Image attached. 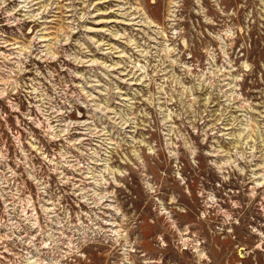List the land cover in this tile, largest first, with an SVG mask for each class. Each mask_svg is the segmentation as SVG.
<instances>
[{"label":"rangeland","instance_id":"rangeland-1","mask_svg":"<svg viewBox=\"0 0 264 264\" xmlns=\"http://www.w3.org/2000/svg\"><path fill=\"white\" fill-rule=\"evenodd\" d=\"M0 264H264V0H0Z\"/></svg>","mask_w":264,"mask_h":264},{"label":"bare ground","instance_id":"bare-ground-1","mask_svg":"<svg viewBox=\"0 0 264 264\" xmlns=\"http://www.w3.org/2000/svg\"><path fill=\"white\" fill-rule=\"evenodd\" d=\"M116 231V230H115Z\"/></svg>","mask_w":264,"mask_h":264}]
</instances>
